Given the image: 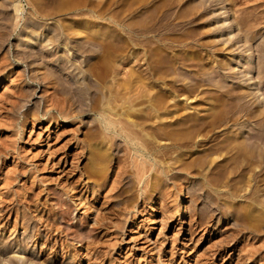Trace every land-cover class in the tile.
Here are the masks:
<instances>
[{
  "label": "rangeland",
  "instance_id": "rangeland-1",
  "mask_svg": "<svg viewBox=\"0 0 264 264\" xmlns=\"http://www.w3.org/2000/svg\"><path fill=\"white\" fill-rule=\"evenodd\" d=\"M263 45L264 0H0V264H264Z\"/></svg>",
  "mask_w": 264,
  "mask_h": 264
},
{
  "label": "bare ground",
  "instance_id": "bare-ground-1",
  "mask_svg": "<svg viewBox=\"0 0 264 264\" xmlns=\"http://www.w3.org/2000/svg\"><path fill=\"white\" fill-rule=\"evenodd\" d=\"M17 6V5H16ZM18 7V6H17ZM228 23V22H227ZM263 42V41H262ZM262 44V43H261ZM260 44V45H261ZM262 49L260 50V54H259V67H258V75H259V77H261V78H264V45H263V47H261ZM35 122V121H34ZM108 125H110V124H108ZM124 126V125H123ZM128 131V130H127ZM138 153V152H137ZM144 157V156H143ZM133 160H135V159H133ZM137 161V160H136ZM135 163V162H134ZM138 163V162H137ZM136 163V166H138V164ZM140 164H139V166H138V168H136L137 169V171H135V172H137V179H138V183L139 184H141V183H143L144 182V184L145 185H148V181H146L145 179H146V176H147V170H146V172H145V163H146V159H142V160H140V162H139ZM135 166V167H136ZM148 166V165H147ZM150 167V166H149ZM147 169V168H146ZM136 176V175H135ZM149 177V176H148ZM146 181V182H145ZM50 191V190H49ZM36 193V192H35ZM184 195V194H183ZM75 196V195H74ZM75 198V197H74ZM80 200V199H79ZM77 201H78V199H77ZM76 202V201H75ZM81 203V202H80ZM78 204H79V202H78ZM183 211V210H182ZM81 216V215H80ZM79 216V217H80ZM46 219V218H45ZM92 220H93V222L92 223H95L96 222V218H92ZM91 226H92V224H90ZM86 233V232H85ZM146 237V236H145ZM157 259L159 258V254H157ZM156 259V260H157ZM157 263V262H156Z\"/></svg>",
  "mask_w": 264,
  "mask_h": 264
}]
</instances>
